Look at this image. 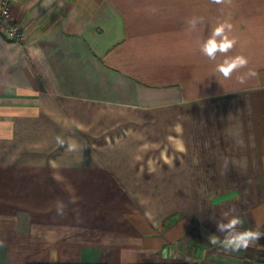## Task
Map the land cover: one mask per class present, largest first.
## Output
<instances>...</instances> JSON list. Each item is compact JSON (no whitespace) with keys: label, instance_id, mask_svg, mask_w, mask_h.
I'll return each mask as SVG.
<instances>
[{"label":"crops","instance_id":"crops-1","mask_svg":"<svg viewBox=\"0 0 264 264\" xmlns=\"http://www.w3.org/2000/svg\"><path fill=\"white\" fill-rule=\"evenodd\" d=\"M11 15L25 37L0 33V264H264V234L208 240L229 209L264 233V0H11ZM219 23L233 43L210 57Z\"/></svg>","mask_w":264,"mask_h":264},{"label":"clouds","instance_id":"clouds-1","mask_svg":"<svg viewBox=\"0 0 264 264\" xmlns=\"http://www.w3.org/2000/svg\"><path fill=\"white\" fill-rule=\"evenodd\" d=\"M194 24L195 21H192ZM231 25L227 23H219L212 30L211 35L203 42L202 51L208 56L213 57L217 50L225 51L231 47L234 38H230L228 31ZM247 63V58L243 55L234 58H225V60L218 65V71L228 76L233 69L243 66ZM249 74H254L251 70ZM241 82L245 79L244 75L238 77ZM182 147V145H181ZM234 209L224 210L222 215L225 219L217 223L219 232L224 233L223 238L214 233L208 235V240L211 244L222 243L226 250L238 251L241 248L247 247L251 242L255 241L261 233L258 229H244L240 230L239 225L243 224L242 218L238 214H233Z\"/></svg>","mask_w":264,"mask_h":264},{"label":"built area","instance_id":"built-area-1","mask_svg":"<svg viewBox=\"0 0 264 264\" xmlns=\"http://www.w3.org/2000/svg\"><path fill=\"white\" fill-rule=\"evenodd\" d=\"M7 39L24 40V32L20 24L11 15V0H0V33Z\"/></svg>","mask_w":264,"mask_h":264}]
</instances>
